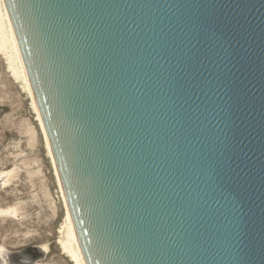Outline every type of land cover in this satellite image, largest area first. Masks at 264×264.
<instances>
[{"label": "water", "instance_id": "95a60500", "mask_svg": "<svg viewBox=\"0 0 264 264\" xmlns=\"http://www.w3.org/2000/svg\"><path fill=\"white\" fill-rule=\"evenodd\" d=\"M85 264H264V0H4Z\"/></svg>", "mask_w": 264, "mask_h": 264}, {"label": "rangeland", "instance_id": "374dc122", "mask_svg": "<svg viewBox=\"0 0 264 264\" xmlns=\"http://www.w3.org/2000/svg\"><path fill=\"white\" fill-rule=\"evenodd\" d=\"M0 171H13L6 183L8 177H0V211L17 210V216L0 213V264H75L59 242L66 205L46 137L29 93L2 53Z\"/></svg>", "mask_w": 264, "mask_h": 264}, {"label": "bare ground", "instance_id": "6f19581e", "mask_svg": "<svg viewBox=\"0 0 264 264\" xmlns=\"http://www.w3.org/2000/svg\"><path fill=\"white\" fill-rule=\"evenodd\" d=\"M0 53H2L8 64L10 69L12 70L13 74L17 77V79L21 80L24 89L29 93L33 106L37 112V118L41 123L42 130L44 132V135L46 137V143H47V149L49 152V155L51 157V160L53 161L54 167V159L51 153L49 141L47 139L45 129L43 126V122L37 107V103L35 101V97L31 88V84L27 75V71L25 69V65L23 63V59L21 57V53L19 50V46L11 25V21L9 19L7 9L4 3V0H0ZM15 171V170H14ZM56 171V168H55ZM13 171L9 172H2L0 171V177L4 175L5 177H8L4 183H6L9 178L11 177ZM3 176V177H4ZM57 180L59 183V186L62 191L63 201L66 205L65 196L61 187V183L56 171ZM5 180V178L3 179ZM0 213H7L10 215H16L17 210L16 207L11 206V208L1 210ZM65 221L64 224H62L60 232H61V238L59 242L62 244L61 246L64 248V250L73 258L75 264H85L84 257L82 255L81 249L79 247L77 234L75 232V228L73 225V221L71 219V215L68 211L67 205H66V214H65ZM17 216V215H16ZM1 256V255H0ZM2 259V258H1ZM6 260V259H5ZM4 261V260H1ZM4 263V262H3ZM6 263V262H5Z\"/></svg>", "mask_w": 264, "mask_h": 264}]
</instances>
